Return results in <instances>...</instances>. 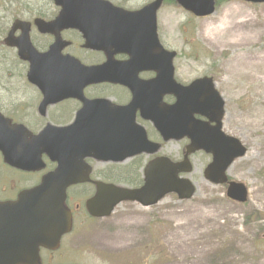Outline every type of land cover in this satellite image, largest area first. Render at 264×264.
Returning <instances> with one entry per match:
<instances>
[{
	"label": "rangeland",
	"instance_id": "obj_1",
	"mask_svg": "<svg viewBox=\"0 0 264 264\" xmlns=\"http://www.w3.org/2000/svg\"><path fill=\"white\" fill-rule=\"evenodd\" d=\"M112 1L130 7L147 0ZM218 1L212 15L197 18L166 0L157 13L158 32L178 53L180 77L211 75L225 99L224 130L247 147L228 174L246 184L247 205L227 199L222 185L204 180L207 157L199 154L189 175L196 183L191 199L168 194L149 207L124 201L107 218L80 220L67 259L80 264H264V4ZM44 2L0 0V21L27 16L30 4ZM170 151L176 153L173 146Z\"/></svg>",
	"mask_w": 264,
	"mask_h": 264
},
{
	"label": "flooded vegetation",
	"instance_id": "obj_2",
	"mask_svg": "<svg viewBox=\"0 0 264 264\" xmlns=\"http://www.w3.org/2000/svg\"><path fill=\"white\" fill-rule=\"evenodd\" d=\"M44 3L30 4L33 9H29L27 16H19L24 21L29 22V43H21V28L13 29V20L7 23L0 21V202L15 200L18 193L26 188L37 185L41 173L17 167L15 162L17 156L16 146L19 148L24 145L36 144L34 135L38 132L41 124L51 123H71L75 120L77 113L81 110V118L92 120V111L96 112V117H101V109L96 107H85L87 99H107L111 107L116 105H126L132 98V91L128 85L109 80L96 83H88L79 86V83L85 82L80 76L70 75L63 78V91H54L50 88L48 77L42 74L32 72L28 61V52L34 49L38 52H46L55 41V35L48 31H41L36 25L35 19L39 18L45 22L51 21L61 9L51 0ZM126 9H137L138 7H129L119 4ZM63 47L60 53L69 55L85 65H100L110 56L114 61L120 62L128 59V54L124 51L115 50H96L86 46V40L82 33L77 29H63L60 31ZM163 46L166 48L164 42ZM157 73L154 69H142L137 73L130 71L126 79L131 84V80L138 85L140 81L154 80ZM174 78L182 82L178 72V66L174 62ZM160 79V78H159ZM40 82V84H39ZM46 86L49 90L50 99L53 101L47 103L44 107L41 105L43 94L39 86ZM146 93V87L142 89ZM164 84H159L154 90V95L160 94L158 102L159 113L165 115V109L175 102V95L166 93ZM175 121L181 117V109L175 110ZM193 116V112H192ZM138 122L151 125L149 120L143 119L140 111L135 112ZM150 124V125H149ZM154 140H160L159 134L155 131ZM12 139V140H11ZM185 140V144L188 142ZM161 141V140H160ZM182 140L176 141L174 148L176 153L183 156L185 145L182 146ZM166 144L160 148L165 149ZM143 162H147L151 156L140 155ZM46 167L44 170H50L55 167L45 155ZM10 161L14 162L11 163ZM91 165L92 171L101 164L94 159H87ZM32 164V161H31ZM98 170V169H97ZM43 174V173H42ZM91 185V184H89ZM82 185H75L73 188H80ZM78 199L68 196L67 205L75 203L74 212L82 210ZM43 255L40 264H62L63 255H58L51 251L43 249Z\"/></svg>",
	"mask_w": 264,
	"mask_h": 264
},
{
	"label": "water",
	"instance_id": "obj_3",
	"mask_svg": "<svg viewBox=\"0 0 264 264\" xmlns=\"http://www.w3.org/2000/svg\"><path fill=\"white\" fill-rule=\"evenodd\" d=\"M56 4H60L61 10L59 15L55 20L48 24L39 22L38 26L43 31H54L62 28L77 27L81 28L87 39V43L92 46H96L101 41L98 39L97 32L92 30V18L93 13L101 10H105L104 7H98L97 4L106 3L104 0H54ZM184 7L192 10L198 15L208 14L214 10L213 0H178ZM253 2H264V0H248ZM81 3L84 8L80 11L71 8V5ZM161 0H156L150 5L144 7L141 10L140 17L142 24L145 28H152L154 32L155 28V11ZM75 10V11H74ZM79 12L83 13L79 15ZM80 20V21H79ZM84 20V21H83ZM83 21V22H82ZM19 26V25H16ZM125 34L134 35L131 32H126ZM154 39L156 34L151 35ZM113 35L109 32L104 37V41H110ZM106 44L101 42L99 45ZM62 44L58 41L54 45L52 54L49 58L52 59V63L47 65V58L42 57V55H36V64L33 65L34 69L37 71L47 69L55 74H62L63 68L67 67V64H63L61 60L67 59L65 56L61 57L58 51ZM55 48L57 50H55ZM41 58V59H40ZM58 60V62H57ZM38 61V63H37ZM85 73H93L97 76L100 72L98 67H92L91 69H85ZM205 78L198 79L193 82V92L195 93V103L199 111L206 108L201 99L204 94L207 99L210 96L211 104L214 105L217 102L218 96L216 92L209 91L210 84L206 85L208 90L202 91L200 87L201 80ZM212 85V84H211ZM219 103V106H221ZM211 106L208 103L209 107ZM166 125V124H165ZM78 128V127H77ZM74 132H77L78 129ZM165 138L179 136V134L174 133V128L172 125L165 126ZM188 129L182 130V133H187ZM67 132H65L62 127L49 126L42 132V136H52L53 139L64 138L66 145L67 139H74L76 142L79 140L77 134H72L70 138L66 137ZM90 139H95L96 137L100 139L98 135H94ZM41 138V137H40ZM109 139V136L106 138ZM193 142L195 147L209 149V140L206 134V130L200 125L193 126ZM111 144L108 146H101L98 151L102 153L104 159H123L127 155L132 154L129 149L124 148L118 157L115 156V150L110 148ZM229 152L225 154L224 159L220 155H215L214 161L211 165L207 166L205 173L211 180L219 182L223 178V172L227 165L230 163L235 155L243 154V148L239 145L229 143ZM81 147H86L85 151ZM92 147V146H90ZM88 144L83 141L82 144L74 145L69 149L73 156H68L70 159L74 158L73 161H68L60 156L58 158L59 165L56 170L45 177L42 183L33 191L22 193L19 196L17 202L12 204H2L1 210L6 211V215H2L0 218V264H16L19 262H28L35 255L37 256V251L39 245H44L48 247H56L58 243L59 236L62 232L68 229L69 217L64 221L65 209L62 206L63 189L66 184L70 181H79L82 179L80 165L76 166L77 158L87 155ZM93 148V147H92ZM224 148V151L225 152ZM222 151V150H221ZM98 153V152H97ZM222 152H217L216 154H221ZM229 157V158H228ZM160 162V167L153 165L146 169L145 184L138 189H126L111 184H104L97 182V195L96 199H93L95 203L89 206L91 212L101 215L107 214L112 210L115 203L122 199H137L144 205L155 203L161 196L170 191H175L179 193V196L188 192L190 195L193 188L187 180L178 179L176 177V172L180 168L181 163H171L169 161L163 160ZM74 163V164H73ZM178 164V165H177ZM178 167V168H177ZM228 195L239 201L246 200V190L243 184L232 182L228 188ZM109 200V201H107ZM107 201V203H105ZM105 204V211L100 212L101 209L97 207V204ZM102 203V204H103ZM103 209V208H102ZM98 211V212H97Z\"/></svg>",
	"mask_w": 264,
	"mask_h": 264
}]
</instances>
